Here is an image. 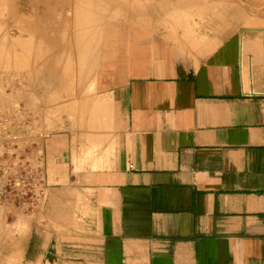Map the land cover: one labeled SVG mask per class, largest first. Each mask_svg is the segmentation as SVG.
Returning <instances> with one entry per match:
<instances>
[{"label": "crops", "instance_id": "1", "mask_svg": "<svg viewBox=\"0 0 264 264\" xmlns=\"http://www.w3.org/2000/svg\"><path fill=\"white\" fill-rule=\"evenodd\" d=\"M251 1L256 28L192 32L126 95L70 96L65 122L48 92L25 95L32 121L10 153L32 195L0 186V264H264V0Z\"/></svg>", "mask_w": 264, "mask_h": 264}, {"label": "rangeland", "instance_id": "2", "mask_svg": "<svg viewBox=\"0 0 264 264\" xmlns=\"http://www.w3.org/2000/svg\"><path fill=\"white\" fill-rule=\"evenodd\" d=\"M108 1L110 2L94 0L95 4L92 3L96 6L94 14L97 21L106 24L112 22L108 28L98 29L94 24L88 25L86 10H81L84 9L86 0H0V186L11 189L12 181L24 171L19 153H10V150L18 149L20 120L32 121L30 116L26 117V94L34 93L38 89L41 94L48 92V96L54 97L50 107L57 110L61 116L59 120L63 119L65 122L69 112L66 103L70 96L83 95L86 90L91 91L93 101H100L106 93L121 88L126 95L130 80L138 76L152 75L155 69L160 70V67L169 65L181 44L190 42L191 37L197 36L192 32H201L203 29L256 28L257 24H252L253 15L259 13V10L254 8L260 4H254L251 0H170L171 5L181 6L180 10H157L150 12L151 16L147 14L137 17L131 15L132 12L129 13L128 9L100 12L97 6ZM132 1L127 2L131 4ZM148 2L151 0L142 1L141 5L146 6ZM78 3L79 10L75 9ZM163 4L167 7V3ZM81 15L84 17L79 18ZM139 20L148 22L149 25H136ZM84 28L88 30L89 36L100 35L101 41L96 39L82 48L78 45L81 48L79 54L87 55V60L82 63L78 61L71 38L73 29L80 32ZM21 29L30 44H18ZM18 52L20 55L16 54ZM90 56L93 59L90 60ZM49 75H53V78ZM37 78L42 80L39 84L36 82ZM11 158L13 162L10 161ZM33 181L31 179L32 184Z\"/></svg>", "mask_w": 264, "mask_h": 264}, {"label": "bare ground", "instance_id": "3", "mask_svg": "<svg viewBox=\"0 0 264 264\" xmlns=\"http://www.w3.org/2000/svg\"><path fill=\"white\" fill-rule=\"evenodd\" d=\"M99 1V0H98ZM127 1H130V0H117V1H113V0H110V2L108 1V2H105V4H102V5H99V6H97L99 9H100V12L101 11H104V12H106V11H108V10H112V11H117V10H123V9H125V11H126V9H128L130 12L129 13H131V15H133V16H137V17H141V16H143V15H146L147 16V14H149L150 12H155V11H157V10H162L163 12L165 11V12H168L170 9L171 10H173L174 8H177L178 10H180V7L181 6H178V5H176V6H173V5H171L170 4V0H151V2L149 3H147L146 4V6H144L145 4H142L141 5V2L142 1H145V0H133L132 1V3L131 4H129V2H127ZM172 1V0H171ZM204 1V0H203ZM219 1V0H218ZM128 3L129 4V6H127L128 4H123V3ZM185 2V1H184ZM183 2V3H184ZM92 3H93V5L95 4L94 3V0H86V3H85V5H84V9H81V10H86V18H87V22H88V25L90 26V25H92V24H94V25H96L97 27H98V29H105V28H108L110 25H112V22L111 21H109L107 24L106 23H104V22H101V21H97V18H96V16H95V14H94V12H95V10H96V6L94 7L93 5H92ZM98 3H100V2H98ZM112 3V4H111ZM163 3H167V7H164V4ZM180 2H178V4H179ZM203 3V2H202ZM77 4V3H76ZM220 4V3H219ZM80 5V3H78V5H77V7L75 6V9H77V10H79V8H78V6ZM180 5V4H179ZM216 5V4H215ZM82 6V5H81ZM114 8H113V7ZM202 5H200V7H201ZM217 6H218V4H217ZM120 7V8H119ZM221 7V6H220ZM198 8V7H197ZM218 8V7H217ZM74 9V10H75ZM196 9V8H195ZM214 9V8H213ZM207 10V9H206ZM193 11V10H192ZM215 11H216V9H215ZM219 11V10H218ZM109 12V11H108ZM103 14V13H102ZM108 14V13H107ZM74 15H75V13H74ZM78 15H79V13H78ZM97 15V14H96ZM109 15V14H108ZM120 15V14H119ZM130 15V14H129ZM150 15V14H149ZM82 17H79V18H83L84 16L83 15H81ZM97 16H99V18H100V15H97ZM128 16V15H127ZM151 16V15H150ZM109 17V16H108ZM113 17V16H112ZM116 17V16H115ZM149 17V16H148ZM95 18H96V21H95ZM124 18V17H123ZM126 18V17H125ZM78 19V18H77ZM108 19V18H107ZM106 19V20H107ZM121 19V18H120ZM129 19V18H128ZM147 19H149V18H147ZM75 21H76V19H74ZM151 20V19H150ZM217 20V19H216ZM103 21V20H102ZM144 21V20H143ZM213 21V20H212ZM75 23V22H74ZM154 24V23H153ZM211 24V23H210ZM133 25V24H132ZM136 25H139V26H148L149 25V23L147 22V23H143L142 21H138V23L136 24ZM151 26V25H150ZM211 26V25H210ZM155 27V26H154ZM158 27V26H157ZM212 27V26H211ZM77 28V27H76ZM86 28V27H85ZM82 29V31H80L82 34H80V32L79 31H77L78 29H73V33H72V43H73V47L75 48V54L77 55V57H78V61L80 60L82 63H85L84 61H86L87 60V58H86V56L87 55H83V54H79V52H80V50H81V48L86 44V45H90L94 40H100V35H98L97 34V36H94V37H92V35L91 36H89V34H88V30L87 29ZM88 28H90V27H88ZM92 28V27H91ZM134 29V28H133ZM144 29V28H143ZM11 30V29H10ZM13 30V29H12ZM76 30V31H75ZM142 29H140V31H141ZM146 30H150V29H146ZM145 30V31H146ZM151 30H152V28H151ZM22 29H21V31H19V33H20V38L18 39V44L19 45H27V44H30V43H28L29 41H28V37L26 36V35H24L23 33H22ZM29 31V30H28ZM28 31H27V34H28ZM75 31V32H74ZM93 31V30H92ZM91 31V32H92ZM96 31H97V29H96ZM25 32V31H24ZM59 32V31H58ZM90 32V31H89ZM135 32V31H134ZM17 33V32H16ZM78 33V34H77ZM137 33V32H136ZM55 34V33H54ZM101 34V33H100ZM56 35H58V34H56ZM34 36V35H33ZM59 36V35H58ZM148 36V35H147ZM36 36H34V38H35ZM70 37H71V35H70ZM89 37H90V39H89ZM60 38V37H59ZM11 40V39H10ZM34 40V39H33ZM36 40H38V39H36ZM103 40V39H102ZM138 41L140 40V39H137ZM3 41V40H2ZM101 41V40H100ZM144 41V40H143ZM10 42V41H9ZM61 43H62V41H60ZM65 43V42H64ZM100 43V42H99ZM143 43V42H142ZM3 45L5 44L4 42L2 43ZM1 44V45H2ZM11 44V43H10ZM60 44V43H59ZM58 44V45H59ZM68 44H69V42H68ZM9 45V44H8ZM65 45V44H64ZM78 45H79V47H81V48H78ZM10 46V45H9ZM57 47V46H56ZM61 47V46H60ZM59 47V48H60ZM55 49V48H54ZM54 49H53V51H54ZM65 49H67V47L65 48ZM9 50V49H8ZM26 50V49H25ZM87 50V49H86ZM86 50H85V53H86ZM89 50H90V48H89ZM10 51V50H9ZM27 51V50H26ZM32 51V50H31ZM14 52V51H13ZM23 52V51H22ZM25 52V51H24ZM23 52V53H24ZM11 53V52H10ZM99 53V52H98ZM16 54H19V52L18 53H16ZM59 54V53H58ZM79 54V55H78ZM96 54V53H95ZM100 54V53H99ZM12 55V54H11ZM20 55V54H19ZM33 55V54H32ZM18 56V55H17ZM99 56V55H98ZM46 57V56H45ZM56 57V56H55ZM61 57V56H60ZM91 58H90V60L91 59H93V57L92 56H90ZM33 58V57H32ZM100 58V57H99ZM77 59V58H76ZM7 60V59H6ZM55 60V59H54ZM59 60V59H58ZM89 60V59H88ZM97 60H99V59H97ZM5 61V60H4ZM32 61V60H31ZM72 61V60H71ZM8 63V62H7ZM12 63V62H11ZM61 63V62H60ZM96 63V62H95ZM81 64V63H80ZM1 65V64H0ZM77 65V64H76ZM10 66V65H9ZM13 66V65H12ZM86 66V65H85ZM80 67H81V65H80ZM80 67H79V70H80ZM12 68V67H11ZM77 68V67H76ZM17 70V69H16ZM45 70H48V69H45ZM56 70V69H55ZM77 70V69H76ZM78 70V71H79ZM13 72V71H12ZM23 72V71H22ZM50 72H51V70H50ZM59 72V71H58ZM81 72V71H80ZM24 73H26V71L24 72ZM84 73V72H83ZM20 74V73H19ZM53 74V73H52ZM60 74V73H59ZM76 74V73H75ZM87 74H89V73H87ZM78 75V74H77ZM48 76V75H47ZM50 76V75H49ZM52 76V78H53V75H51ZM50 76V77H51ZM2 77V76H1ZM16 77V76H15ZM56 77V76H55ZM61 78V77H60ZM15 79V78H14ZM19 79V78H18ZM20 80V79H19ZM49 80V79H48ZM55 80V79H54ZM2 81V80H1ZM41 81V80H40ZM53 81V80H52ZM22 82H23V80H22ZM44 82H45V80H44ZM3 83V82H2ZM48 83V82H47ZM38 84H39V82H38ZM43 84V83H42ZM3 85V84H2ZM5 86V85H4ZM39 87V86H38ZM38 87H37V89H38ZM43 87V86H42ZM47 87V86H46ZM49 87V86H48ZM22 88V87H21ZM50 88H51V85H50ZM50 88H48V89H50ZM47 89V88H46ZM39 90V89H38ZM45 90V89H44ZM3 91V93H4V90H2ZM49 91V90H48ZM1 92V91H0ZM2 93V94H3ZM6 93V92H5ZM8 94H10L11 95V93H8ZM7 94V95H8ZM18 94V93H17ZM22 95H24L23 93H22ZM12 96H14V95H12ZM4 97V96H3ZM5 98V97H4ZM6 98H7V96H6ZM22 98V97H21ZM7 99H9V95H8V98ZM7 102V101H6ZM67 105V104H66ZM63 106V105H62ZM61 111H62V109H61ZM60 112V111H59Z\"/></svg>", "mask_w": 264, "mask_h": 264}, {"label": "built area", "instance_id": "4", "mask_svg": "<svg viewBox=\"0 0 264 264\" xmlns=\"http://www.w3.org/2000/svg\"><path fill=\"white\" fill-rule=\"evenodd\" d=\"M10 187L11 189H7L6 187V191L9 195L14 196V198L21 200L25 196L30 197L32 195V183L29 178V173L25 172L24 169V171L19 174V177L12 181Z\"/></svg>", "mask_w": 264, "mask_h": 264}]
</instances>
